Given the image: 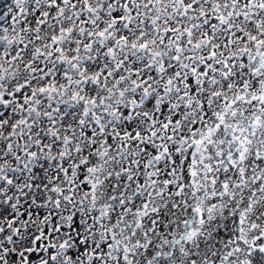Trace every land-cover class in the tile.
Returning a JSON list of instances; mask_svg holds the SVG:
<instances>
[{"label": "snow or ice", "instance_id": "1", "mask_svg": "<svg viewBox=\"0 0 264 264\" xmlns=\"http://www.w3.org/2000/svg\"><path fill=\"white\" fill-rule=\"evenodd\" d=\"M0 264H264V0H0Z\"/></svg>", "mask_w": 264, "mask_h": 264}]
</instances>
